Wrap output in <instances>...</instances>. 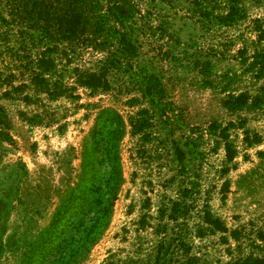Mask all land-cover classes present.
I'll list each match as a JSON object with an SVG mask.
<instances>
[{
  "label": "rangeland",
  "instance_id": "1",
  "mask_svg": "<svg viewBox=\"0 0 264 264\" xmlns=\"http://www.w3.org/2000/svg\"><path fill=\"white\" fill-rule=\"evenodd\" d=\"M127 1L86 25L83 0H0V264L264 245V0Z\"/></svg>",
  "mask_w": 264,
  "mask_h": 264
},
{
  "label": "trees",
  "instance_id": "2",
  "mask_svg": "<svg viewBox=\"0 0 264 264\" xmlns=\"http://www.w3.org/2000/svg\"><path fill=\"white\" fill-rule=\"evenodd\" d=\"M107 9L106 17L95 13V6H99L102 0H83V21L86 25H100L101 22L109 24V21L114 20L115 22L124 25L125 21L128 20L130 15V4L127 0H106ZM84 85L92 88H106L108 86V80L105 76L100 73H90L89 75L83 76L82 81ZM245 95L242 94L240 99L245 101ZM233 154L229 151V159H233ZM218 223V221H217ZM222 229V228H221ZM261 240L264 244V233H261ZM259 254H251L247 257L237 258L229 264H264V245L259 247Z\"/></svg>",
  "mask_w": 264,
  "mask_h": 264
}]
</instances>
